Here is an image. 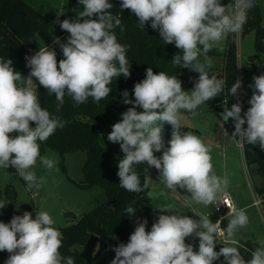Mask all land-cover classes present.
I'll return each instance as SVG.
<instances>
[{
  "label": "clouds",
  "instance_id": "clouds-1",
  "mask_svg": "<svg viewBox=\"0 0 264 264\" xmlns=\"http://www.w3.org/2000/svg\"><path fill=\"white\" fill-rule=\"evenodd\" d=\"M79 3L83 10L78 12L77 19L55 21L70 33L63 43L59 37L54 38L64 57L59 62L54 48L40 47L34 55L25 57L30 69L25 77L14 69L11 59L0 57V168H15L29 189L40 187L32 170L38 159L48 172L57 164L54 153L41 156L38 142L47 141L58 128L64 127V121L42 108L33 78L49 95L55 94L59 108L65 94L77 105L89 97L99 102L109 96L114 77L131 75L126 58L129 46L119 43L114 33L115 28H124L121 18L109 11L113 4L109 0ZM253 7L254 0H234L230 5H223L221 0H122L120 9L130 10L141 28L150 21L165 44H174L180 50L182 54L172 58L174 65L199 76L194 88L184 91L176 75L163 71L155 74L149 67L146 78L134 85V101L128 99L126 90L123 92V103L133 106L122 113V119L112 125L107 137L119 144L124 154L117 172L121 188L129 192L143 190L134 166L146 162L158 170L167 189H186L196 203L219 206L230 181L227 176L216 175L210 149L201 137L190 131L181 132L180 117L182 110L194 112L223 92L226 81L209 78L207 69L212 66V59L207 54L228 34L241 32L247 12ZM253 81L249 85L253 89L250 107L243 116L240 103L232 104L230 109L225 107L221 116L225 123L229 119L234 122L231 136L237 144H258L264 150V74L253 76ZM241 86L242 82L237 80L229 89L230 95L235 96ZM138 107L142 111H137ZM165 124L171 125L167 147ZM14 132L18 135H9ZM161 151L162 156L154 155ZM43 179L40 177L41 182ZM5 206L0 201V209ZM227 206V217L231 218L224 234L230 245L236 232L247 226L248 216L245 209ZM158 209L175 214H160L150 231H146V219L139 222L128 243L113 248L115 257L111 264H213L221 256L226 264H264V244L251 253L248 261L238 246H223L217 252L219 221L212 223L208 216L195 220L180 215L171 204ZM135 211L128 206L125 214L132 216ZM54 223L47 211H37L34 219L25 211L23 215H14L9 223L0 222V252L10 254L5 264H75L73 257L61 255L63 234L53 227ZM190 236L199 238L198 251L185 242Z\"/></svg>",
  "mask_w": 264,
  "mask_h": 264
},
{
  "label": "trees",
  "instance_id": "trees-1",
  "mask_svg": "<svg viewBox=\"0 0 264 264\" xmlns=\"http://www.w3.org/2000/svg\"><path fill=\"white\" fill-rule=\"evenodd\" d=\"M109 2L113 4L109 11L121 18L124 28V31H121L117 27L114 33L119 43L129 46L126 58L130 63V77L125 78L123 75L114 77L109 85L112 91L108 97L99 102L89 97L85 103L77 105L65 94L64 103L59 108L55 94L49 95L47 90L33 78L42 108L64 121V127L58 128L47 141L39 143L43 147L58 151L63 156L78 151L86 152L87 159L83 168L85 186H101L108 195L104 203L76 219L72 224L55 227L63 234L61 255L73 257L75 264H87L81 254L91 236L98 239L92 264H111L115 257L113 248L120 243L127 244L137 224L145 219L148 221L146 231H150L152 224L161 214L148 196L150 188L146 180L145 163L134 166L143 189L141 192H129L119 185L118 163L124 154L119 144L110 142L107 137L112 131V125L122 119V113L133 106L123 103V92L126 90L129 93L128 99L134 101V85L146 78V69L149 67L155 74L163 71L169 76L176 75L182 84L191 86H194V81L199 76L195 71L192 74H185V68L172 63L173 56L182 53H179L180 50L174 44H165L159 32L151 28L150 21L143 29L139 26L138 18L130 10L120 9L122 0H109ZM233 2L234 0H221L223 5ZM69 15L70 13L64 11L60 18L52 20L26 0H0V57L5 60L11 59L14 69L27 77L30 69L26 67L25 57L37 52V38L50 44L52 31L56 30L60 35L70 34L55 22L57 19L61 22L69 19ZM251 32L255 35L256 47V53L251 59L256 60L258 53L264 50V16L259 0H254V7L248 10L247 21L242 30L243 35ZM213 53L216 51L211 49L207 55ZM237 53V34H228L223 65V80L226 81L225 106L217 105L215 98L212 99L215 110L220 112L224 111L225 107L230 109L232 104L239 103L238 92L235 96L230 95L229 92L231 86L239 80ZM63 58L58 56L57 61ZM137 111L142 109L138 107ZM30 123L35 127L34 122ZM227 126L232 132L235 131L231 119L227 122ZM244 127L246 128L247 124ZM244 154L249 165L259 164L264 170V150L257 145L244 142ZM145 184L147 187H144ZM16 197L11 187L3 189L0 186V201L6 205L0 209V222L9 223L14 215H23L24 212L17 206ZM128 206L136 210L132 216L125 214ZM26 211L32 214L33 219L35 218L36 213L33 212L32 206ZM185 242L193 245L194 251H198V237H186ZM223 246L228 245L217 240L215 251L219 252ZM9 255L7 251L0 252V264H5ZM213 264H226V262L221 256Z\"/></svg>",
  "mask_w": 264,
  "mask_h": 264
},
{
  "label": "rangeland",
  "instance_id": "rangeland-1",
  "mask_svg": "<svg viewBox=\"0 0 264 264\" xmlns=\"http://www.w3.org/2000/svg\"><path fill=\"white\" fill-rule=\"evenodd\" d=\"M26 1L45 13L52 20L60 18V15L64 11L70 13V20H75L78 17V12L83 10V5L79 3V0ZM259 5L264 16V0H259ZM69 36L70 34H68ZM67 38L61 42H66ZM227 39L228 35L214 45L212 49L216 53L208 55L212 59V66L207 69L209 76L214 75L218 79H223L224 51ZM43 44H45L44 41L40 42L39 47L43 46ZM51 48H54L57 55L63 56L58 44ZM237 52L238 75L239 80L242 82V86L238 91V100L242 107L241 115L243 116L244 112L250 107L248 101L251 98L253 89L249 85L254 83L253 76L264 74V50L258 53L256 60L251 59V56L256 53L255 35L251 32L245 35L243 33L237 34ZM203 59L204 57L201 56V62H203ZM192 72V70L185 68V74H192ZM33 81L35 82V80ZM193 88L194 86L189 84H182V90L184 91H191ZM215 100L217 105L225 106L224 90L220 95L215 97ZM222 112L215 110L213 100L207 101L194 112L182 110L180 117L181 126L182 128L191 129L190 132L201 137L202 141L210 149L211 162L216 175L220 177L227 176L230 181L227 190L241 198L246 205L253 202L251 188L257 186L264 189V170L259 164L249 165L244 162L242 158L243 149L232 138V130L227 126V122H223ZM30 126L34 127L31 123ZM167 126L168 124L164 126L165 147L168 146L167 141L170 140L166 139ZM9 135L14 137L18 133L14 132ZM257 146L259 147L258 144ZM53 153L55 154L57 164L51 172H48L43 167L39 159L35 168L32 169L37 175V182L40 183L39 188L33 186L29 189L23 178L16 174V169L11 166L7 169L0 168V186L3 189L9 186L15 191L17 206L21 211L25 212L31 206L33 212L36 214L37 211H47L55 221L53 227H66L76 221V219L67 218L66 213L70 212L76 215L78 219L96 206L104 203L108 199V195L101 186H85L83 168L87 159L86 152L78 151L63 156L58 151L43 147L40 144L41 156H52ZM154 155L160 157L162 156V151L156 152ZM145 170L150 191L160 194L151 198L157 209L158 207L171 204L173 205L172 210L180 215H185L195 220H199V216H206L207 208L192 200L191 193L187 192L186 189H180L179 187L175 191L167 189L162 182L158 170L155 167L148 166L146 162ZM40 177H44L42 182L40 181ZM254 208L246 212L252 218L254 225L247 224L246 227L239 229L234 236L238 250L242 251L243 257L247 260L252 258V252L242 250L240 244L252 250L264 244V234L260 236L261 242L259 245L253 241L252 235L256 236L254 233L255 226L261 227L262 225L264 229L263 219L256 213V209ZM161 214L172 215L175 213L164 212ZM230 218L224 220V229H226ZM235 244L227 245L235 246Z\"/></svg>",
  "mask_w": 264,
  "mask_h": 264
},
{
  "label": "built area",
  "instance_id": "built-area-1",
  "mask_svg": "<svg viewBox=\"0 0 264 264\" xmlns=\"http://www.w3.org/2000/svg\"><path fill=\"white\" fill-rule=\"evenodd\" d=\"M246 21H247V18H246ZM242 30H243V27H242ZM242 30L240 32L241 34H242ZM239 145L244 150V142L240 143ZM230 204L235 205V207H237L235 204V200H234L233 195L229 192H225V194H223V196L220 200L218 207H217V205L205 206L207 208L206 216L209 217L210 221L212 223H216L217 221H219L220 231L216 235V238L219 242L225 243V244H228V243L225 241L224 225L223 224H224V220L226 218H229V217H227V214L230 211V209L228 208L227 205H230ZM250 206L258 208L260 210L261 217L263 219V224H264V200H263V198L260 195H257L255 197L253 203Z\"/></svg>",
  "mask_w": 264,
  "mask_h": 264
},
{
  "label": "crops",
  "instance_id": "crops-1",
  "mask_svg": "<svg viewBox=\"0 0 264 264\" xmlns=\"http://www.w3.org/2000/svg\"><path fill=\"white\" fill-rule=\"evenodd\" d=\"M42 12V11H41ZM43 13V12H42ZM45 14V13H44ZM46 15V14H45ZM56 37H59L60 38V40L61 41H63L65 38H67L68 37V34H64V35H60L56 30H54V31H52V39H51V42H50V44H47L44 40H42L41 38H37V45H36V50L37 51H39V44H40V42H45V44H43V46H41V47H45V46H47V47H49V48H51L52 46H54V45H57V44H55L54 43V38H56ZM58 56H60V55H57V57ZM209 78H211V75L209 76ZM243 160H244V162L245 163H247V161H246V158H245V154H244V150H243ZM150 188V187H149ZM263 187H257V186H255V187H253V188H251V194H252V198H253V201H254V199H255V197L257 196V195H260L262 198H263V200H264V189H262ZM226 192H229V193H231L232 195H233V197H234V200H235V204H236V206L239 208V209H245L246 210V212L249 210V209H252L253 207H251L250 205L253 203V202H251V203H249V204H246L245 205V202L241 199V198H239V197H237L236 195H234L231 191H229V190H226ZM200 205H202V204H200ZM254 209H256V213H258V215L261 217V212H260V210L258 209V208H254ZM248 216V225H252L253 224V220H252V218H250V215H247ZM254 225V224H253ZM254 227V226H253ZM264 229H263V226L261 225V227L260 226H258L257 225V227L255 226V234H256V236H254V235H252L253 236V241H254V243L255 244H257V245H259V243L261 242L260 240H261V238H260V236L261 235H263L264 234ZM236 242L234 241V243H232V244H235ZM232 244H230V245H232ZM241 245V244H240ZM235 246H238L237 244H235ZM242 250H245V248H247L246 246H244L243 245V247H240ZM240 251V253H241V255H242V251L241 250H239ZM248 251H250V252H253L254 250H252V249H248ZM242 257H243V255H242ZM244 258V257H243ZM244 259H246V258H244ZM247 260V259H246ZM248 261V260H247Z\"/></svg>",
  "mask_w": 264,
  "mask_h": 264
},
{
  "label": "water",
  "instance_id": "water-1",
  "mask_svg": "<svg viewBox=\"0 0 264 264\" xmlns=\"http://www.w3.org/2000/svg\"><path fill=\"white\" fill-rule=\"evenodd\" d=\"M214 76V75H211ZM167 136L166 139H171V125L167 126ZM191 131V129L189 128H181V132H189ZM160 194H156L153 193L152 191H149L148 196L150 198L154 197V196H158ZM66 217L67 218H73V219H77V216L72 214V213H66ZM98 239L95 236H91V238L89 239L88 243L86 244L85 250L83 251V253L81 254V256L86 260L87 264H92L93 261V253H94V249L97 245Z\"/></svg>",
  "mask_w": 264,
  "mask_h": 264
}]
</instances>
